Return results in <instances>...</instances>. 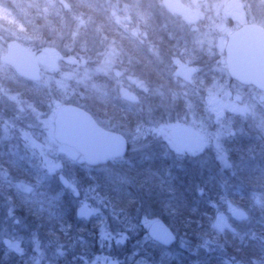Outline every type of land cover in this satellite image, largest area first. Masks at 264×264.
I'll list each match as a JSON object with an SVG mask.
<instances>
[{"label": "rangeland", "instance_id": "1", "mask_svg": "<svg viewBox=\"0 0 264 264\" xmlns=\"http://www.w3.org/2000/svg\"><path fill=\"white\" fill-rule=\"evenodd\" d=\"M193 1H197L201 8L206 7L207 2L210 3L206 0ZM228 1L213 0L216 8L223 9L224 12ZM238 1L243 9L249 8L264 12V0ZM129 6L130 0H124L121 7L117 6L120 11L117 10L116 15L113 14L115 19L113 15H110L111 24L115 21V24L121 27V37L127 39L129 38L124 35L130 37L133 34L131 17L128 15ZM70 9L68 0H0V36H6L9 41L7 44L0 41V45H3L0 48V59L5 55V50L10 43L16 41L21 43L38 58L42 74L39 85L49 91L48 101L45 105L46 111L36 109L32 103L23 100L17 94L10 93L6 85L10 83L7 80L8 68L0 61V146L2 152H7L5 148L8 145H3L4 143H13L11 145L13 147L12 152H20V159L27 158L25 165L38 174L37 183L31 185L26 182L25 178L9 175L8 172L0 169V253L6 259L19 260L21 258L23 261L26 260L28 264H60L57 261L65 258V254H70V260L74 261L75 264H124L118 255L124 257L128 251L133 254L130 259L134 264H152L151 252L149 251L154 250L155 247L149 246L145 242V235L151 221H161V218L165 216L162 213V206L170 204L171 196L175 200L173 197L175 193L173 192L180 193L181 187L175 178L181 174L171 171L167 161L154 159L151 156V149L147 144L148 139L152 136L155 138L164 135L162 141L166 142L168 148L175 153H173L175 158L171 159V163L175 164L178 162L179 149L177 145L173 144L168 132L179 126H185L194 133H208L207 126H209L212 134L208 137V154L211 153L213 156L212 159H208L216 171L213 176L214 179H219L220 176L227 177V173L231 172L232 175L244 167H256L259 169L256 170L258 172L255 169H252V172L261 174L264 169V142L261 143L260 149L252 147L255 150L253 154L258 156L252 157L250 155L251 160L244 161L242 165L231 159L234 153L229 149L234 145H229V148L227 145L231 140H236L235 137L245 130H248L247 136L250 139L248 144H255V141L252 140L259 135L261 139H264V97L252 94L244 95L249 99L247 104L239 94L234 96L209 95L206 97V104L204 105L200 103L202 100L199 97H188L189 103L184 104L183 110L179 113L164 107L165 103L160 91L157 90L151 95L139 97L130 92L122 82V92L119 99L122 103L130 106L136 104V114L140 119L136 126H130L131 121L127 120L128 118L124 120V124L115 122L107 126V128L123 135L130 143L129 158H124L126 160L119 164L111 163L109 167L112 173L119 172L123 175L126 183L137 194H140L144 187H139L132 177L126 176L120 167L122 163L123 166L135 161L142 163V165L143 162L155 163L158 168H154L158 171L157 176L158 179L161 178V181L155 182L153 180L150 173L152 172L150 171L151 167H149V172H146L147 177L148 174L150 175L147 183L149 200L147 199L148 202L142 201L141 207L136 208L135 211H125L128 209L121 208L117 203L112 204L108 201L103 203V198L99 193L97 197L91 195L88 189L81 186L82 180L78 178V174L84 175L91 168L86 166L83 158L76 151L59 145L53 137L54 121L60 110L69 104L79 107L85 106V103L82 102L83 93L92 91L89 87H85L84 83H78L85 72L83 54L75 57L77 63L69 64L67 57L70 53L64 45L71 39L69 33L75 32V29H78L82 34L81 42L85 37L96 41L98 35L94 28L92 32L87 34V32H82L79 27L87 24L93 26L99 23L92 16L84 18L81 15L76 19L72 17L71 13L69 15ZM243 15L244 13H240L239 19ZM73 20L78 21L81 25L78 27L72 24ZM61 33L64 34V39L59 38ZM77 50H79V44ZM126 57L128 56H125V62L129 61ZM89 61L93 64L87 67L91 70L89 75L90 73L98 75L95 73V61L93 59H89ZM125 68L128 70L124 71ZM128 74L130 76H127ZM118 75L122 79L126 77L127 80L123 81L130 83V68L122 65V70ZM142 76L144 75L138 72L137 80L141 79ZM91 77L93 80V76ZM109 77L118 81L116 76L110 75ZM91 93L98 94L94 91ZM131 93L137 97L134 103L130 98ZM205 105L207 107H203ZM239 109L243 113H239ZM11 114L20 122H18L19 120L10 121L9 116ZM150 133L154 134L150 135ZM150 142L152 141L150 140ZM152 143L155 147L158 142ZM161 146L158 145L159 148ZM241 162L242 160L238 161V163ZM195 163H190V165L194 166ZM165 175L168 180L163 181L162 177ZM193 177L196 179L198 196L202 197L204 191L199 184L204 176ZM45 186L46 188H44ZM228 186H225L226 198L221 201L225 203V210L217 212L213 221V228L222 235H226L228 232H232L235 227L252 232V228L253 231H256V225H264V186L257 183L247 184L250 195L243 198L236 194L231 198L232 190ZM11 187L16 188L23 195L32 196L36 189H43L45 193L51 195L50 199L53 201L62 200L66 202L68 199V203H62L60 208H63L62 211L73 210L76 213L82 207L91 209L94 212V219L90 224L91 226L87 227L89 231H86V235L90 234V237L87 236L88 239L85 240L78 238L77 242L85 244L91 240L95 242L97 240L96 243H99L97 246L103 248L104 252L97 253L92 250L93 247L91 249L86 248V244L83 245L84 249H74L66 244L60 245L57 244V239L52 235L50 236L49 233L48 235L41 233L40 229L31 226L25 216L20 215L14 207H11L4 197V191ZM233 189L235 190V187ZM178 196L180 197V194ZM244 217L247 219L245 220ZM29 221L31 222V219ZM124 222H127L126 225L122 224ZM162 223L177 236L176 244L165 252L164 259L179 256L185 257L190 264H204L207 258L212 260L216 257V262L220 261L227 264L228 257L221 247L215 246L212 242L203 246L194 245L186 241L184 236L178 235V231L174 230L175 228L171 226L167 217L165 222L162 220ZM97 225H99L98 234L93 235L91 227ZM262 230L263 228H260V234H263ZM4 240L10 241L8 248L4 246ZM128 240L133 241L131 248L128 247ZM128 259L127 257L126 260Z\"/></svg>", "mask_w": 264, "mask_h": 264}, {"label": "flooded vegetation", "instance_id": "2", "mask_svg": "<svg viewBox=\"0 0 264 264\" xmlns=\"http://www.w3.org/2000/svg\"><path fill=\"white\" fill-rule=\"evenodd\" d=\"M122 1L124 0H68L69 6H71L69 15L71 13L72 17L76 19L81 17V15L84 18L92 16L99 23L93 26L88 24L81 25L78 21L73 20L72 24L78 27L81 25L79 27L80 30L85 33L87 32V34L92 32L94 28L98 35L97 43L105 34L110 36L119 34L121 36V27L115 24V21L111 24L110 15H116V11H120L117 6L121 7ZM178 1L186 7V10L182 13H179L176 7V4L179 3ZM206 1H210V3L207 2V6L201 8L197 1L194 2L193 0H130L128 15L131 17L133 34L130 37L124 35L129 39L123 37L125 56H128L126 58L129 59L123 66L130 68V83L129 81H123L127 80L126 77L122 79L118 75L122 70V65L117 66V70L110 74L116 76L118 81L111 79L109 76L90 73L93 76V80L102 87V91L98 94L116 97L120 106L121 100L119 99V95L122 92V82H124V85L128 87L130 92L137 94L136 96L139 97L151 95L157 92V90L160 91L164 99V107H168L169 110L172 109L179 113L183 110V105L189 103L188 97H199L202 100L200 103L203 105L206 104L205 100L209 95L234 96L239 94L247 104L249 99L248 97H244V95L252 94L258 97H264V92L259 90L255 85H244L232 77L227 57V48L232 35L240 29L251 25L264 29V12L249 8L243 9L238 0H229L224 12L223 9L216 8L213 0ZM232 1L236 2V6L229 8L228 4ZM240 13H244V15L239 19ZM82 59L84 61L88 60L87 67L88 65H93L87 55L83 54ZM138 72L144 76L137 80ZM127 76H130V74ZM143 81L145 83H142ZM133 93H131L130 98L134 103L137 97L135 95L133 96ZM81 107L93 117L100 127L115 132L107 128L110 125L108 121L100 120L99 114L92 112L90 105L85 104V106ZM130 107L132 108V112L136 114L137 105L131 104ZM203 107L207 106L205 105ZM238 111L241 113L240 111L242 110L239 109ZM138 124L139 122L133 126ZM207 127L208 133H194L189 131L185 126H179L168 132L173 144L177 145L179 149L177 163H171V159L175 158L173 156L174 152L168 148L166 142L162 141L164 135H161V137L156 136L155 138L152 136L148 139L149 142L147 144H149L151 149V156L154 159L167 161L169 169L177 172V174L213 177L216 171H214L212 163L209 160L212 159L213 154H208V137L212 134V131L211 127ZM180 131L187 133L190 141L178 140L171 135L172 132ZM243 133L245 135H242ZM243 133L239 134L242 136L237 135L235 137L236 140L231 141L248 143L250 140L247 136L248 130H245ZM150 140L152 142H158L155 147ZM263 140L261 139L262 143L264 142ZM159 144L162 145L160 148L158 147ZM3 145H8L5 148L7 151L6 159L12 161L19 172L23 171L25 167L24 162L27 158H22L21 160L20 152H12L13 147L11 145L13 143H4ZM1 148L0 146V151H2ZM250 155L252 157L258 156L257 154H233L231 159L235 163L237 162V164L242 165L244 161L248 160ZM240 160L242 162L238 163ZM193 162H196L195 165H190ZM2 170L8 172L6 169ZM243 171H236L232 175L231 172L227 173L228 187L232 190L231 198L235 194L240 195L242 198L249 197L250 195L249 189L245 185L246 183H243L237 178V174L239 175ZM261 172L264 173V169ZM233 187H235V190ZM82 209H86V207H82L76 213L74 211L75 218L78 222L83 223L89 228L94 219V215L90 219H78L76 215ZM244 219L246 220L247 217H244ZM98 229L99 225L91 227V233L93 235L98 234ZM227 234L229 240L241 241L238 246L242 247H247L249 245L247 242L250 240L258 241L260 244L264 242V233L260 234L258 231H253V228L252 232H249L235 227L232 232H228ZM77 236L85 240L88 239L87 236L90 237V234H77ZM244 242L246 243L244 244ZM96 245H99V243H96ZM92 250L97 253L104 252V249L99 246L92 248ZM237 252L238 254H234L232 251H225L228 257L227 264H260L263 262L260 259L263 255L261 253H264L262 250L255 251L256 254H253L251 258L245 256L244 251L238 250Z\"/></svg>", "mask_w": 264, "mask_h": 264}, {"label": "trees", "instance_id": "3", "mask_svg": "<svg viewBox=\"0 0 264 264\" xmlns=\"http://www.w3.org/2000/svg\"><path fill=\"white\" fill-rule=\"evenodd\" d=\"M77 7L80 8L79 6ZM7 68L9 72L7 74V80L10 83L6 85L9 88L10 93L17 94L23 100L29 102L30 104L32 103L36 109L40 111H46L47 108L45 105L48 101L49 91L46 88L44 89V87H40L39 83H31L20 79L11 68ZM83 94L84 97L82 102L90 105L92 112L99 114L102 120H106V122L108 121L110 124H114L115 122H121V124H124V120L128 118L127 120L131 121V126L139 122L140 117L132 112L130 105L121 102V105L119 106V103L117 102L118 99H116V97L114 98L104 94H93L91 92H84ZM9 120L16 122V120L19 119H16L11 114L9 116ZM18 122H20V120ZM256 138L257 139L254 140L255 144H248L247 142L237 143V141H231L229 145L234 146L229 149V151H232L234 154H253L255 153V150L252 147H255V149H260V143H262L259 136ZM229 145H227L228 148ZM6 153L0 151V169H6L9 175L25 178L26 182H29L31 185H35L37 183L36 179L38 177L37 172L33 169H29L25 165V162L23 171L19 172L12 161L6 159ZM128 158L129 156H126V159ZM126 159L112 162V164H119L121 161L123 162ZM248 160H251L250 157H248ZM143 163L144 164L142 165V163H137V161H135L125 164L124 166L122 163L120 166L125 172L126 176H129L130 178L132 177L139 187H144L140 194L134 192L132 187L128 185V183H126L122 177L123 175L119 174V172L115 174L112 173V170L109 167L111 164L90 169L91 172H89V170L84 175L80 173L78 174V178L82 180L81 186L88 189L91 195L93 194L97 197L99 193V195L103 198V203L106 201L112 204L117 203L121 208L128 209L125 211H135L136 208L141 207L142 201H147V199L149 200L147 196V183L150 175L148 174L147 177L146 173L149 172V167L152 169H150V171H152L150 173L153 176V180L155 182H158V180L161 181V178L158 179L157 176L158 171L156 168H154L157 167L155 163ZM252 169H255V171L259 170L256 169V167H244V169H242L244 171L237 175V178H239L243 183H246L245 185H253L257 183L264 186V173H253ZM162 178L163 181L166 179L168 180L166 175ZM202 179L203 180L199 185L203 189L204 195L200 197L198 196L199 194L196 189V179L193 176L183 174H181V176H176L175 180L179 182V187H181L179 190L180 193L173 192L175 193L173 194L175 200H173L172 196L170 195V204H164L162 206V213L167 217L168 221L171 223V226L175 228L173 229L178 231V235L184 236L186 241H189L194 245L203 246L204 244L206 245L212 242L215 244V246L221 247L224 252L227 250L232 251L234 254H238L237 251L241 250L244 251V255L248 256L249 258H251L253 254H256L255 251L257 250H262L264 252V242H261L260 244L258 241L250 240L247 242L249 243L247 247L238 246L241 241L229 240L227 237L228 234L222 235L219 233V231H216L213 228V221L216 218L217 212H222L225 210V203L221 201L226 198L227 192L225 186H228L229 183L226 176H220L219 179H214L211 176H207L203 177ZM236 186L238 185L236 184ZM44 188H46V186ZM33 192L34 195L32 196L26 194L23 195L19 192V190H16V188L13 189L11 187L4 191V197L8 200L11 207H14V209H16L20 215L25 216L31 226H36L37 229H40L41 233L43 232L46 235L49 233L50 236L52 235L55 237L57 239V244L70 245L74 249H84L83 245L85 244L86 248H97L96 242L93 240L85 244H83V242H80V244L77 242V234H86V231L88 232L89 230H87L86 225L76 220L73 210L62 211L63 208L60 209L62 203L65 201L51 200V195L45 193L43 189H36V192ZM178 194H180V197ZM66 202H68V199ZM41 209L43 210L41 211ZM165 216L161 218V220H164V222L166 219ZM30 219L31 222L29 221ZM126 223L124 222L122 224L126 225ZM259 227L263 228L262 231L264 233V225H256L255 229L256 231L258 230V232H260ZM145 236V242L148 243L149 246L155 247L154 250L149 251L151 252L150 257L152 259V264H190L187 262L185 257L172 256L169 257V259H164L165 252L167 250H164L162 247L152 243L147 233ZM128 243V247L131 248L133 241L128 240ZM245 243L246 242H244V244ZM130 253L127 251L124 254V257L118 255L120 256V261H122V263L134 264L132 259H130L131 255L133 254L132 252ZM261 254L263 255L260 257V259H262L263 262L260 264H264V253ZM127 257L129 258L128 260H126ZM70 258V254H65V258L59 259L57 263L71 264L72 262V264H75V262L70 260ZM255 258H257V256H255ZM215 259L216 257H214L212 260L207 258L208 261L205 260L204 264H224L220 261L216 262ZM15 263L28 264L26 263V260L23 261L21 258H19V260H12L11 258L6 259L5 256H2L0 253V264Z\"/></svg>", "mask_w": 264, "mask_h": 264}, {"label": "water", "instance_id": "4", "mask_svg": "<svg viewBox=\"0 0 264 264\" xmlns=\"http://www.w3.org/2000/svg\"><path fill=\"white\" fill-rule=\"evenodd\" d=\"M179 2V1H178ZM235 1L228 4L236 6ZM179 13L186 10L181 3L176 4ZM228 66L232 77L244 85H255L264 92V29L258 26H246L230 37L227 48ZM3 62L13 68L22 79L36 82L41 79L39 60L21 44L14 42ZM242 113V111H240ZM178 140H189L183 131L172 132ZM55 140L70 147L82 155L87 165L96 167L106 165L112 160L123 158L128 151L126 139L101 128L90 114L76 106L65 107L55 120ZM79 219H90L93 212L88 209L77 213ZM149 237L164 247H171L176 242L175 235L161 222H152ZM6 247L10 245L5 240Z\"/></svg>", "mask_w": 264, "mask_h": 264}, {"label": "clouds", "instance_id": "5", "mask_svg": "<svg viewBox=\"0 0 264 264\" xmlns=\"http://www.w3.org/2000/svg\"><path fill=\"white\" fill-rule=\"evenodd\" d=\"M71 39L67 41L64 47L70 53L67 57L69 64L77 63L75 57L85 54L89 59H93L96 63L95 73L110 76L113 71L117 70V66L125 64V44L123 38L119 35H103L97 43L95 40H89L87 37L81 42V33L77 29L75 32L69 33ZM60 39H64V34H59ZM0 41L7 44L8 38L0 36ZM79 44V50L77 45ZM3 45H0L2 48ZM6 51V50H5ZM88 60L84 61L85 72L83 77L78 80V83H84L85 87H89L92 91L100 93L102 91L101 85L92 80L89 75L90 69L87 68ZM128 69L125 68L124 71ZM91 81V83H89Z\"/></svg>", "mask_w": 264, "mask_h": 264}]
</instances>
